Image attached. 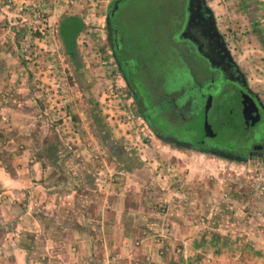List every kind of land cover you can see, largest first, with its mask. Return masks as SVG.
Here are the masks:
<instances>
[{
  "label": "rangeland",
  "instance_id": "rangeland-1",
  "mask_svg": "<svg viewBox=\"0 0 264 264\" xmlns=\"http://www.w3.org/2000/svg\"><path fill=\"white\" fill-rule=\"evenodd\" d=\"M113 1L0 0V153L8 159L36 143L40 157L59 159L47 171L61 181L78 176L102 191L118 177L150 209L169 205L203 223L238 226L233 234L264 249V162L175 147L150 131L109 45L106 15ZM170 1L122 0L113 15L123 55L138 64L131 66L141 90H147L144 67L161 76L178 66L164 60L166 25L174 18ZM198 2L264 105V0H190L192 7ZM65 19L80 25L68 39ZM6 104L21 116L1 112ZM31 240L23 236L25 245Z\"/></svg>",
  "mask_w": 264,
  "mask_h": 264
},
{
  "label": "crops",
  "instance_id": "crops-1",
  "mask_svg": "<svg viewBox=\"0 0 264 264\" xmlns=\"http://www.w3.org/2000/svg\"><path fill=\"white\" fill-rule=\"evenodd\" d=\"M9 105L1 112L20 117ZM4 126L0 120L1 133ZM38 146L8 159L0 153V264H264V249L233 234L238 226L203 223L169 205L150 209L118 177L102 191L78 176L61 181L47 171L59 159L40 157Z\"/></svg>",
  "mask_w": 264,
  "mask_h": 264
},
{
  "label": "flooded vegetation",
  "instance_id": "flooded-vegetation-1",
  "mask_svg": "<svg viewBox=\"0 0 264 264\" xmlns=\"http://www.w3.org/2000/svg\"><path fill=\"white\" fill-rule=\"evenodd\" d=\"M169 6L174 18L166 25L164 60L166 66H178H167L161 76L144 67L147 90L140 89L132 71L137 62L122 53L124 38L114 14L108 26L116 67L137 112L169 145L264 162V105L246 84L208 11L199 2L192 7L190 0H171Z\"/></svg>",
  "mask_w": 264,
  "mask_h": 264
},
{
  "label": "trees",
  "instance_id": "trees-1",
  "mask_svg": "<svg viewBox=\"0 0 264 264\" xmlns=\"http://www.w3.org/2000/svg\"><path fill=\"white\" fill-rule=\"evenodd\" d=\"M120 1H122V0H120ZM112 3H111V6H112ZM79 26L80 25L77 24V21H74L73 19H72V21L70 20L69 23H66V28L69 29V31H70L69 33L71 35H74L79 30ZM62 30H63V28H62Z\"/></svg>",
  "mask_w": 264,
  "mask_h": 264
},
{
  "label": "water",
  "instance_id": "water-1",
  "mask_svg": "<svg viewBox=\"0 0 264 264\" xmlns=\"http://www.w3.org/2000/svg\"><path fill=\"white\" fill-rule=\"evenodd\" d=\"M119 1L120 0H114L112 6L109 8L108 14L106 15V23L108 26L110 25L112 15L114 14L115 10L118 7Z\"/></svg>",
  "mask_w": 264,
  "mask_h": 264
}]
</instances>
